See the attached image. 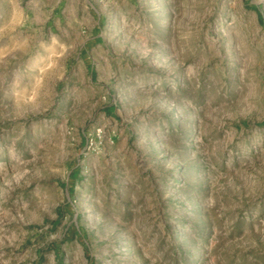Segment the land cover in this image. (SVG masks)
I'll return each mask as SVG.
<instances>
[{
	"label": "rangeland",
	"instance_id": "374dc122",
	"mask_svg": "<svg viewBox=\"0 0 264 264\" xmlns=\"http://www.w3.org/2000/svg\"><path fill=\"white\" fill-rule=\"evenodd\" d=\"M0 264H264V0H0Z\"/></svg>",
	"mask_w": 264,
	"mask_h": 264
}]
</instances>
